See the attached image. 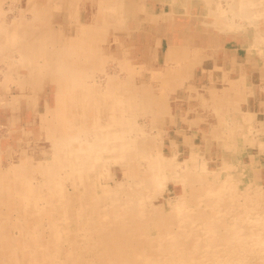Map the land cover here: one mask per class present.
<instances>
[{"label": "rangeland", "instance_id": "374dc122", "mask_svg": "<svg viewBox=\"0 0 264 264\" xmlns=\"http://www.w3.org/2000/svg\"><path fill=\"white\" fill-rule=\"evenodd\" d=\"M254 85L264 0H0V264H264Z\"/></svg>", "mask_w": 264, "mask_h": 264}, {"label": "crops", "instance_id": "0c3cea01", "mask_svg": "<svg viewBox=\"0 0 264 264\" xmlns=\"http://www.w3.org/2000/svg\"><path fill=\"white\" fill-rule=\"evenodd\" d=\"M154 1H160V0H151V2ZM169 2L171 0H168ZM165 4H163L162 6H164ZM167 6H169V4H167ZM259 81L258 79L256 80V82ZM257 84V83H255ZM255 87H252V96L250 95L248 98V104L251 103L252 107L254 109H258V111H262L264 113V101L262 100V96H264V92L262 91V89L256 85H254Z\"/></svg>", "mask_w": 264, "mask_h": 264}, {"label": "bare ground", "instance_id": "6f19581e", "mask_svg": "<svg viewBox=\"0 0 264 264\" xmlns=\"http://www.w3.org/2000/svg\"><path fill=\"white\" fill-rule=\"evenodd\" d=\"M206 8V7H205ZM208 9H209V7H208ZM209 10H211V9H209ZM221 11V10H220ZM219 10L217 11L218 12V14H219V12H220ZM223 11V10H222ZM223 14V13H222ZM214 17H216V16H214ZM217 19V18H216ZM220 20L218 19V22H219ZM212 22V21H211ZM209 24H211V23H209ZM228 24V23H227ZM207 25H208V23H207ZM212 26V25H211ZM253 28H254V26H252ZM215 28V27H214ZM217 29V28H216ZM253 32V31H252ZM33 100V99H32ZM33 102V101H32ZM36 104V103H35ZM2 105V104H1ZM54 133V132H53ZM50 139V138H49ZM23 154V153H22ZM38 162V161H37Z\"/></svg>", "mask_w": 264, "mask_h": 264}]
</instances>
